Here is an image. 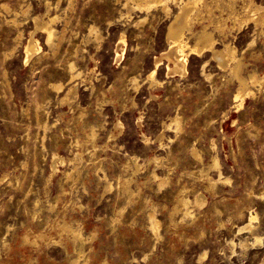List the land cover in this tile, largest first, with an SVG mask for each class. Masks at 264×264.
Segmentation results:
<instances>
[{"label": "rangeland", "instance_id": "1", "mask_svg": "<svg viewBox=\"0 0 264 264\" xmlns=\"http://www.w3.org/2000/svg\"><path fill=\"white\" fill-rule=\"evenodd\" d=\"M46 2L0 0V264H264V25L214 32L217 48L236 47L245 75L263 78L238 107V81L209 53L189 57L185 74L167 58L175 2L62 0L52 12L67 31L55 53L34 20ZM2 5L27 13L13 25ZM31 33L48 57L25 62ZM70 62L83 76L62 102L50 84L71 82ZM176 115L180 131L169 127ZM54 153L65 162L51 176ZM250 213L253 228L242 229Z\"/></svg>", "mask_w": 264, "mask_h": 264}, {"label": "bare ground", "instance_id": "2", "mask_svg": "<svg viewBox=\"0 0 264 264\" xmlns=\"http://www.w3.org/2000/svg\"><path fill=\"white\" fill-rule=\"evenodd\" d=\"M134 1L137 2V5L139 7L151 8V7L156 6V5H162L164 10H170L168 7L169 1H173L176 4H178L179 9H178L177 13L174 15L173 21L168 26L167 35H166L167 41L170 44V46H169L170 48H169V51L167 52L166 56L170 61L174 62L175 69L177 70V72L180 71L183 74H185L187 72L188 60H189V57H191L192 55H194L198 58H204V56L209 53L212 57L211 58L212 60H215L221 68L229 69L231 71V74L238 81L239 88H238L237 94L235 96V98L240 100L238 107L243 105V103L245 102V99L249 98L250 96H253L254 91L251 87V84L255 85L256 87L261 86V84L263 82L262 81L263 78H260V76L255 71L250 72L248 75H245L243 73V70L245 67V62L243 61V58L239 54H237L236 47L233 45V43H231V42L227 43L224 41L225 43L223 44V47L217 48L216 44H218V43H217L216 37L214 36V32L218 33L220 36H226L227 31L228 30L231 31L233 28L235 30L241 31L243 27H245L246 25H249V24H254L256 27L259 24L264 25V4H259L255 0H241L242 5H240L239 9H238L237 8L238 0H134ZM61 2H62V0H56L55 2L54 1L51 2L50 0H47V2H46L47 14L45 13L46 17H43V18L42 17H36L34 19L35 24H36V29H40L41 32H43L44 35H46V45L49 48V51H52V53H55L57 50L59 51V47L61 46L65 32L67 31L65 29V27L67 25H64L62 29H60L57 25L59 20L61 19V14H59L58 12H56V13L52 12L54 5H56V7L62 6ZM68 4H69V1H68ZM126 5L128 6L129 10H132L133 7L130 6L129 2H127ZM2 8L6 9V12H7V10L9 12H11L10 13L11 14L10 20L7 22L12 23L13 25H18V17L22 16V14L27 13V10H24V8H22L20 11H17L15 9L11 10L7 6H3ZM66 8H67V6H66ZM68 8H70V7H68ZM217 11L220 12V14H217L216 13ZM64 15H65V13H64ZM196 21H198L199 24H201V26H202L201 29L197 30V31L194 29V23ZM229 21L232 22V26H229L227 24ZM69 22H70V20H69ZM205 22H209V23L205 24ZM63 23H68V22L64 21ZM96 30L92 27L90 29V33L91 34L95 33L96 37H98L99 34L96 33ZM70 31L72 32V30H70ZM20 37H21V34L19 36V39H20ZM122 39H124V36H122ZM190 39H193L192 44L190 43ZM27 42L28 43L25 44V62H29V61L33 60L36 55L41 54V53H43L44 55H47V53H44V51L41 48V46L39 45L38 41L35 39L34 33H31V37H30L29 41H27ZM47 57H48V55H47ZM156 71H157V69H154L151 72V74L149 75V77L154 78ZM67 73H68V76L70 79L69 81H71L67 86L65 85V83H55L54 82L53 84H50L51 88L55 92L60 94V97L62 96V98H61L62 102H69L71 100L72 96H75L78 93L79 83H77V80L81 79L83 76V72L77 68V65L75 62L69 63V65L67 67ZM85 83H86V81H85ZM50 85H48V86H50ZM79 112H80V110H79ZM81 115H82V112H81ZM181 121H182V117H180L179 115L171 117L169 127H172V125H174V126H176V131H180L182 129ZM93 134H94V132H93ZM89 137H90V135L87 137V139ZM81 142L87 144V141H84V142L81 141ZM86 144H84V145H86ZM77 146H79V145H77ZM80 147H81V145H80ZM94 147H95V149H97L96 144H94ZM81 156L79 155V158ZM64 162H65V158L62 157L61 154H59V153L53 154L52 165H51L53 173L51 176H53L57 172L58 164L64 163ZM211 167H212V165L209 166V168H211ZM139 169H140V167L138 165H136L135 173L137 171H139ZM73 172H66L65 173L66 178H68L70 180V178L73 176ZM153 175L155 178H160V177H158V175L156 173H154ZM77 177H78V175H77ZM160 180L162 181V184L165 183L164 178H160ZM209 180L211 183H214L213 178H209ZM131 181L132 180H130V179H126V180H124V184L122 185L124 188V191H126L127 194L128 193H130V194L134 193L130 187ZM180 196L181 195H179V197ZM203 201H204V197L202 196V194H199L196 198V201H195L196 204H202ZM38 202L36 203V205L39 204ZM178 202H179V199H178ZM179 203L182 204L181 206H183V208H184L183 209L184 214L185 215L189 214L190 213L189 201L187 199L183 198L181 200V202H179ZM177 211H179V209ZM173 213H174V211H173ZM149 216H150L149 218H151V223L154 227L155 232L158 233V228L160 226V223L155 218L153 213ZM256 217L257 216L254 213H250V217L248 219L249 222L242 229L246 228V229L251 230L253 228V223L256 220ZM61 227L63 228L64 232L68 231V232H70V234H72V237H73L75 242H77L79 240L82 241L83 237H82L81 233L78 231L76 232L73 229V226L67 224L66 221L64 222V224ZM26 237H28V236H26ZM35 237H38L37 234ZM45 237H43V238H45ZM22 239L25 240V238H22ZM46 239H47V237H46ZM27 240H29V239H27ZM33 241H34V239H33ZM258 241H261V239H256V242H258ZM80 247L81 248L79 249V253L81 254L83 252L82 251V244ZM75 262H77V261H75Z\"/></svg>", "mask_w": 264, "mask_h": 264}]
</instances>
